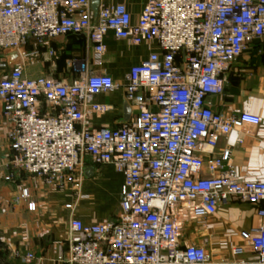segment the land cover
Listing matches in <instances>:
<instances>
[{
  "label": "built area",
  "instance_id": "1",
  "mask_svg": "<svg viewBox=\"0 0 264 264\" xmlns=\"http://www.w3.org/2000/svg\"><path fill=\"white\" fill-rule=\"evenodd\" d=\"M99 1L94 18L92 0H0L1 67L5 50L58 36H86L97 57L110 36L159 47L131 67L124 89L136 116L114 129L84 124L90 113L109 108L95 98L117 87L110 75L82 71L67 83L28 77L20 62L0 78L13 165L47 184L59 177L73 183L87 155L95 164L112 163L124 177L119 217L99 223L72 218L68 253L60 261L264 264V180H242L231 150L214 154L221 135L235 131L243 142L245 114L217 112L211 99L224 92V71L247 43L264 37V0H147L136 21L125 0ZM37 54L21 52L23 59ZM44 106L55 112L44 114ZM204 166L208 176L201 175ZM29 197L23 188L14 203ZM234 197L254 205L260 218L251 233L254 257L218 260L204 246L185 243L178 206L198 202L210 215Z\"/></svg>",
  "mask_w": 264,
  "mask_h": 264
},
{
  "label": "crops",
  "instance_id": "2",
  "mask_svg": "<svg viewBox=\"0 0 264 264\" xmlns=\"http://www.w3.org/2000/svg\"><path fill=\"white\" fill-rule=\"evenodd\" d=\"M147 0H125L132 20L136 21ZM39 50V54L23 59L28 77L51 76L72 83L80 72L110 75L117 87L98 94L95 100L109 106L105 111L90 113L84 120L87 128H118L136 116V110L125 97L126 77L133 65L150 53L158 52L156 41L133 45L127 40H106L105 52L97 57L86 36H58L39 45L29 42L21 52ZM3 56V55H2ZM0 66V78L8 76L14 64ZM21 62V63H22ZM225 90L213 96V109L230 114H245L243 142L233 131L218 138L215 155L231 150V164L242 180H264V37L246 45L243 54L224 71ZM129 105V118L125 117ZM44 114L55 112L43 107ZM10 123L0 106V264H63L59 257L68 253L69 222L79 218L85 223L113 220L121 213L124 177L112 163L95 164L84 157L78 181L66 177L47 184L43 178L13 165L8 133ZM203 159L212 154L201 155ZM210 173L206 166L202 176ZM23 188L30 197L14 203ZM198 202L193 207L178 206L185 243L204 246L218 260H248L254 257L252 230L260 218L256 207L239 198L220 204L214 214H202ZM33 259L28 260L27 255ZM11 259V260H10ZM13 261V262H11Z\"/></svg>",
  "mask_w": 264,
  "mask_h": 264
},
{
  "label": "water",
  "instance_id": "3",
  "mask_svg": "<svg viewBox=\"0 0 264 264\" xmlns=\"http://www.w3.org/2000/svg\"><path fill=\"white\" fill-rule=\"evenodd\" d=\"M99 4H100L99 0H92V9L94 12V18L97 17ZM3 56L7 59L9 63H12V64H17L23 61L21 52L18 49L5 50L3 53ZM129 115H130V108H129V105H127L125 109L126 119L129 118Z\"/></svg>",
  "mask_w": 264,
  "mask_h": 264
},
{
  "label": "trees",
  "instance_id": "4",
  "mask_svg": "<svg viewBox=\"0 0 264 264\" xmlns=\"http://www.w3.org/2000/svg\"><path fill=\"white\" fill-rule=\"evenodd\" d=\"M71 36H74V37H81V36H76V35H71Z\"/></svg>",
  "mask_w": 264,
  "mask_h": 264
},
{
  "label": "rangeland",
  "instance_id": "5",
  "mask_svg": "<svg viewBox=\"0 0 264 264\" xmlns=\"http://www.w3.org/2000/svg\"><path fill=\"white\" fill-rule=\"evenodd\" d=\"M11 260V259H10ZM11 262H13V261H11Z\"/></svg>",
  "mask_w": 264,
  "mask_h": 264
}]
</instances>
